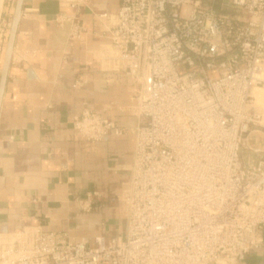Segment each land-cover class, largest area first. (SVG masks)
<instances>
[{
  "label": "built area",
  "instance_id": "built-area-1",
  "mask_svg": "<svg viewBox=\"0 0 264 264\" xmlns=\"http://www.w3.org/2000/svg\"><path fill=\"white\" fill-rule=\"evenodd\" d=\"M100 17L114 21L104 59L137 84L127 231L91 246L26 227L1 239L0 264H242L263 243L264 0H120ZM73 126L90 143L123 133L88 106Z\"/></svg>",
  "mask_w": 264,
  "mask_h": 264
},
{
  "label": "crops",
  "instance_id": "crops-1",
  "mask_svg": "<svg viewBox=\"0 0 264 264\" xmlns=\"http://www.w3.org/2000/svg\"><path fill=\"white\" fill-rule=\"evenodd\" d=\"M23 0L0 105V243L26 227L71 242L124 236L122 198L134 159L137 84L104 58L120 0ZM17 0L0 13V80ZM73 16L84 28L72 34ZM79 85L75 87L74 85ZM86 106L123 129L90 143L74 129ZM93 192H98L95 196ZM91 207L84 210L83 205ZM263 243L242 264H264Z\"/></svg>",
  "mask_w": 264,
  "mask_h": 264
},
{
  "label": "water",
  "instance_id": "water-1",
  "mask_svg": "<svg viewBox=\"0 0 264 264\" xmlns=\"http://www.w3.org/2000/svg\"><path fill=\"white\" fill-rule=\"evenodd\" d=\"M22 3H23V0H17V6H16V10H15L14 18H13V23H12L11 30H10L8 43H7L6 54H5V58L3 61L1 80H0V105H1L3 91L5 88V83H6L9 65L11 62L12 54H13L15 35L17 32V26H18V23H19V20L21 17Z\"/></svg>",
  "mask_w": 264,
  "mask_h": 264
},
{
  "label": "bare ground",
  "instance_id": "bare-ground-1",
  "mask_svg": "<svg viewBox=\"0 0 264 264\" xmlns=\"http://www.w3.org/2000/svg\"><path fill=\"white\" fill-rule=\"evenodd\" d=\"M2 5H3V0H0V13H1ZM255 93L257 94L258 102L260 103L261 107H263L264 109V95L259 89H256Z\"/></svg>",
  "mask_w": 264,
  "mask_h": 264
},
{
  "label": "rangeland",
  "instance_id": "rangeland-1",
  "mask_svg": "<svg viewBox=\"0 0 264 264\" xmlns=\"http://www.w3.org/2000/svg\"><path fill=\"white\" fill-rule=\"evenodd\" d=\"M105 49L110 51V46H109V45L106 46ZM111 52H112V51H111ZM113 68H114V67H113ZM259 146H262L261 142L255 144V147H259Z\"/></svg>",
  "mask_w": 264,
  "mask_h": 264
}]
</instances>
